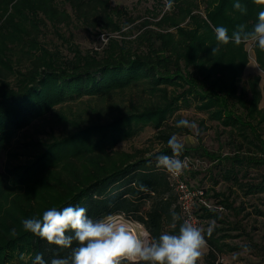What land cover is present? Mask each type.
Instances as JSON below:
<instances>
[{
	"label": "trees",
	"instance_id": "16d2710c",
	"mask_svg": "<svg viewBox=\"0 0 264 264\" xmlns=\"http://www.w3.org/2000/svg\"><path fill=\"white\" fill-rule=\"evenodd\" d=\"M65 1L70 11L60 10L54 0H0V151L19 130L68 101L104 98L136 86L143 87L148 99L118 109L103 122L69 119L72 128L51 137L27 164L0 171V264H32L37 254L50 264L51 259L70 254L71 249L23 229L24 219L42 218L51 207H83L93 219L123 215L141 224L148 238L178 232L183 218L177 197L154 154L172 155L167 141L176 130L167 131L166 121L181 104L193 105L217 121L234 150L223 155L209 151L197 137V145L184 148L179 157L225 162L216 174L238 185L243 184L237 177L243 165L262 167L259 182L243 185L246 194L264 192V106H259L264 86L259 85V75L250 77L246 98L245 87L239 85L249 63L246 43L230 41L211 54L218 44L216 27L227 28L229 36L240 24L251 30L264 6L239 0L247 9L242 14L233 7L237 0H172L171 11H149L151 16L135 23L109 0ZM73 21L105 32V42L83 50L57 31L68 54L42 44L41 26L48 22L56 29ZM251 50L264 73V51L254 42ZM146 126L158 132L157 152L144 156L139 150L117 148ZM214 203L222 209L231 207L227 198ZM221 211L194 208L199 219L219 222ZM257 213L264 217V212ZM219 230L214 228L210 236L204 232L203 264H215L223 251L225 235L216 236Z\"/></svg>",
	"mask_w": 264,
	"mask_h": 264
},
{
	"label": "rangeland",
	"instance_id": "374dc122",
	"mask_svg": "<svg viewBox=\"0 0 264 264\" xmlns=\"http://www.w3.org/2000/svg\"><path fill=\"white\" fill-rule=\"evenodd\" d=\"M54 3L60 10H71L65 0H54ZM109 3L112 7L125 11L127 17L134 19L135 23L151 16L149 11L165 10L167 4L165 0H109ZM56 29L48 22L46 26H41L40 31L44 33L45 37L42 44L50 50L59 47L64 54H68L67 43H61V38L56 34L57 31L63 36V39L71 41L83 50L99 47L106 40L105 32L99 29L92 30L75 21L69 25L60 24ZM251 46V41L246 43L249 63L243 71L239 84L240 87H245L246 98L249 96L246 82L250 77L259 75V85L264 86V73L259 70L254 61ZM11 78L9 79L11 80ZM147 99L148 95L143 87L136 86L121 92H114L104 98L85 96L58 105L43 118L19 130L10 145L0 151V171L4 172L14 166L27 164L37 152L43 149L51 137H60L72 128L69 119H74L81 124L90 121L103 122L110 119L118 109H127L131 105H138ZM259 106H264V96H262ZM60 116L67 117V121L60 119ZM180 119L195 121L198 131L176 127V122ZM166 126L169 127L167 131L176 130L174 135L184 144V148L197 145V137H201V143L207 150L216 151L221 155L233 153L234 149L228 143L226 130L217 121L209 119L206 112L197 111L193 105L186 107L185 104H181L174 116L167 119ZM157 133L156 129L146 126L138 133L118 143L117 148L129 153L139 150L140 154L144 156L153 154L161 148ZM262 138L264 140V128ZM190 157L198 158L204 164L195 169H184L183 177L191 185L205 190V199L209 203L227 198V203L231 205L228 208L223 207L222 211L218 212L220 222L206 218L200 219L199 222V227L204 232L214 224V228L222 229L217 231L216 236L225 235L221 240L225 246H223V251L217 255L215 264H264V217L257 213L258 210L264 212V192L246 194V187L243 185L244 183L259 182L260 173L263 172L262 167L243 165L237 174L239 182L243 184L238 185L232 180H225L221 174H216L217 168L227 165L225 162L217 165V162H212L206 157ZM214 193L222 194L223 197L216 198L213 196ZM113 216L126 221L136 232H145L148 237L143 226L138 222L123 215ZM206 251L207 246L205 245L202 253ZM197 262L203 264L202 256Z\"/></svg>",
	"mask_w": 264,
	"mask_h": 264
},
{
	"label": "clouds",
	"instance_id": "9594fccd",
	"mask_svg": "<svg viewBox=\"0 0 264 264\" xmlns=\"http://www.w3.org/2000/svg\"><path fill=\"white\" fill-rule=\"evenodd\" d=\"M257 5L264 6V0H254ZM172 0H168L166 8L173 9ZM234 9L246 13V6L239 0ZM244 24L237 25L229 36L228 29L220 26L214 29L217 47H213L212 55L219 51V45L234 42L236 45L254 42L264 51V10L257 14V22L251 30ZM178 128L198 131L195 121L180 119ZM167 146L172 155H155L158 167L169 174L179 176L185 169L184 162L178 157L182 154L184 144L172 135ZM83 207L67 206L58 210L51 207L43 212L42 218H30L22 221L25 232H30L49 244L61 249H71L70 254L63 258H53L50 264H197L206 245L204 230L192 222L185 220L176 233H162L158 238H148L133 231L126 221L114 216L93 219L86 215ZM174 219L176 214L173 213ZM214 224L207 229L210 236ZM15 235V230L12 232ZM76 244L73 247V244ZM21 259L24 257L21 256ZM32 264H48L42 254H37Z\"/></svg>",
	"mask_w": 264,
	"mask_h": 264
},
{
	"label": "built area",
	"instance_id": "2783aa9c",
	"mask_svg": "<svg viewBox=\"0 0 264 264\" xmlns=\"http://www.w3.org/2000/svg\"><path fill=\"white\" fill-rule=\"evenodd\" d=\"M185 164V169H195L201 164H204L198 158H192L190 156L178 157ZM162 170H164L162 168ZM167 174L168 180L170 182V186L174 191L177 197V205L182 214L183 222L188 220L193 224L199 226L200 219L194 212V208L197 206H203L207 209H216L218 211L222 210L221 205L215 203H209L205 199L204 190L201 188L193 187L185 181L183 177V173L179 176L169 174L166 170H164Z\"/></svg>",
	"mask_w": 264,
	"mask_h": 264
},
{
	"label": "bare ground",
	"instance_id": "6f19581e",
	"mask_svg": "<svg viewBox=\"0 0 264 264\" xmlns=\"http://www.w3.org/2000/svg\"><path fill=\"white\" fill-rule=\"evenodd\" d=\"M133 231H136L131 225H128ZM140 234H143L144 236H146L145 232H140ZM147 237V236H146Z\"/></svg>",
	"mask_w": 264,
	"mask_h": 264
}]
</instances>
